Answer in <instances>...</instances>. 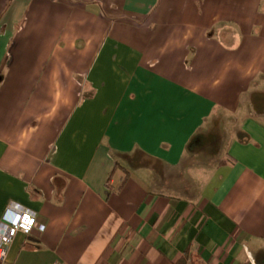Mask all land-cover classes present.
<instances>
[{
  "label": "crops",
  "instance_id": "0c3cea01",
  "mask_svg": "<svg viewBox=\"0 0 264 264\" xmlns=\"http://www.w3.org/2000/svg\"><path fill=\"white\" fill-rule=\"evenodd\" d=\"M0 264H264V0H0Z\"/></svg>",
  "mask_w": 264,
  "mask_h": 264
},
{
  "label": "built area",
  "instance_id": "2783aa9c",
  "mask_svg": "<svg viewBox=\"0 0 264 264\" xmlns=\"http://www.w3.org/2000/svg\"><path fill=\"white\" fill-rule=\"evenodd\" d=\"M45 227L34 211L15 202L9 203L0 219V262L7 259L10 247L19 232L29 234L34 229L42 231ZM52 264L64 263L56 261Z\"/></svg>",
  "mask_w": 264,
  "mask_h": 264
},
{
  "label": "trees",
  "instance_id": "16d2710c",
  "mask_svg": "<svg viewBox=\"0 0 264 264\" xmlns=\"http://www.w3.org/2000/svg\"><path fill=\"white\" fill-rule=\"evenodd\" d=\"M180 264H184V261L183 262H180Z\"/></svg>",
  "mask_w": 264,
  "mask_h": 264
}]
</instances>
